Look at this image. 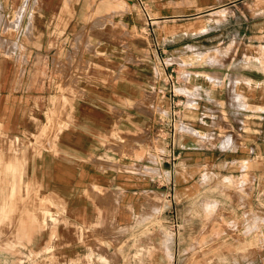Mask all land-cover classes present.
Returning a JSON list of instances; mask_svg holds the SVG:
<instances>
[{"label":"crops","instance_id":"1","mask_svg":"<svg viewBox=\"0 0 264 264\" xmlns=\"http://www.w3.org/2000/svg\"><path fill=\"white\" fill-rule=\"evenodd\" d=\"M30 1L0 0V131L26 143L0 153V264L26 253L90 264L95 241L129 242L152 223L135 213L154 195L170 209L150 219H167L178 246L208 222L214 186L231 238L253 239L258 223L264 237V71L235 74L231 89L230 72L176 66L174 97L165 86L187 24L223 13L243 23L242 42L264 47V0H41L28 38Z\"/></svg>","mask_w":264,"mask_h":264},{"label":"rangeland","instance_id":"2","mask_svg":"<svg viewBox=\"0 0 264 264\" xmlns=\"http://www.w3.org/2000/svg\"><path fill=\"white\" fill-rule=\"evenodd\" d=\"M40 8L41 0H31L27 8L24 9V13L32 9V16L27 22L28 32L26 35L28 38L29 36L39 37L38 32L34 29V19H37L35 21L37 25L41 18L39 16ZM22 13L23 8L20 7L16 12L15 21L21 18ZM224 17L223 13H216L204 21L187 24L181 28L185 35H192V38L181 39L183 36L180 35L173 40L175 48L182 52L185 60H179L178 65L168 64L165 66L170 69L167 72L168 79L165 82L168 90L175 89V86L172 87V83L175 80L173 69L176 66L187 67V70L192 71L203 70L218 76L224 72H230L225 86L226 88L231 87V89L235 74L238 75L243 72L246 76H254L258 75L255 71H264V47L249 45L247 41L242 42L240 35L243 33H240L238 29L244 27L243 23L240 24L233 18L226 17L224 19ZM207 26L209 30L205 32ZM201 33H203L202 37H200ZM7 34L10 37L14 35L10 30L5 33V35ZM48 34L51 36V33ZM212 143L214 144L215 140ZM25 144L21 138L11 136L4 132V129H1L0 153L7 155L23 153ZM222 195V189L218 191L216 186L210 188L208 208L205 211L207 215L205 219H208V222L194 224L193 232L188 230L185 235L179 237L178 243L180 242V244L178 246L175 245L174 234L172 230H169L167 219L157 220L155 223H153V219H150L154 215H161L162 218L167 216L170 209L168 202L159 195L147 196V206L135 213L136 216H139L137 218L138 223L135 224L141 226L144 221L152 223L142 225L139 230L140 233L129 242L118 241L106 244L103 241H95V245H93L95 247H92L94 250H91V254L87 258L89 259L88 263L171 264L173 260L172 249L175 246L176 250L185 249L184 255H178L177 264H240L251 262L255 258H264V237L261 233V224L258 223L257 227L252 229V232L253 230L256 232L253 239L238 240L231 238V234L237 225L235 226L234 222L229 223L228 220H223L225 211L224 208L219 207ZM62 208L60 214L64 215ZM231 210L229 209V211ZM44 215L48 216L55 225L58 224L59 220L53 219L54 217L50 212L46 211ZM198 219L200 220V217ZM177 229L181 231L182 228L178 225ZM225 232L229 235V239H224V235L226 237ZM48 248L52 249L50 245ZM33 257L36 258L35 255ZM50 260L54 263L55 257L52 255ZM74 262L75 260L70 261L72 264Z\"/></svg>","mask_w":264,"mask_h":264},{"label":"built area","instance_id":"3","mask_svg":"<svg viewBox=\"0 0 264 264\" xmlns=\"http://www.w3.org/2000/svg\"><path fill=\"white\" fill-rule=\"evenodd\" d=\"M140 1V0H138ZM176 85V81L173 80V83H172V87ZM171 95L174 97L175 96V93H174V89L172 88L171 90ZM258 198L264 202V192L261 191L258 193ZM34 254L33 253H26L22 260L20 261V264H36V262L40 259V257L38 255H35L36 258L33 257Z\"/></svg>","mask_w":264,"mask_h":264},{"label":"bare ground","instance_id":"4","mask_svg":"<svg viewBox=\"0 0 264 264\" xmlns=\"http://www.w3.org/2000/svg\"><path fill=\"white\" fill-rule=\"evenodd\" d=\"M4 113H5V112H4ZM10 117H11V115H10ZM0 158H1V157H0ZM7 159H8V158H7ZM7 159H6V160H7ZM18 160H19V159H18ZM9 161H10V160H9ZM9 161H8V163H9ZM11 161H12V160H11ZM1 162H2V161H1ZM5 162H6V161H5ZM19 162H20V160H19ZM8 163H4V165H5L4 168H6V166H7ZM11 164H12V163H11ZM20 164H21V163H20ZM8 165H9V164H8ZM0 166H1V165H0ZM13 166H14V165H13ZM2 167H3V166H2ZM7 167L9 168V166H7ZM8 168H7V169H8ZM11 168H12V167L10 166V169H11ZM7 169H6V170H7ZM16 170H17V169H16ZM16 170H15V171H16ZM10 171H12V170H10ZM1 172H2V170H1ZM18 172H19V171H18ZM10 173H12V172H10ZM0 175L2 176L3 174L0 173ZM1 176H0V178H1ZM11 176H12V175H11ZM10 178H11V177H10ZM1 179H4V178H1ZM2 181H3V180H2ZM2 181H0V182H2ZM12 184H13V183H12ZM11 187H12V185H11ZM0 189H1V188H0ZM1 190H2V189H1ZM1 192H2V191H1ZM11 193H12V192H11ZM9 195H10V194H9ZM9 197H10V196H9ZM11 197H12V196H11ZM11 197H10V198H11ZM1 198H2V197H1ZM7 199H8V198H7ZM1 200H2V199H1ZM9 201H10V200H9ZM4 202H5V201H4ZM7 203H8V201H7ZM9 205H10V204H8V206H9ZM10 207H11V206H10ZM0 210H1V209H0ZM3 212H4V211H3ZM1 214H2V213H1ZM1 214H0V216H1ZM46 214H47V213H46ZM2 215H3V214H2ZM17 215H18V214H17ZM33 215H34V214H33ZM31 216H32V215H31ZM5 217H6V216H5ZM31 218L33 219V217H31ZM9 219H10V218H9ZM3 220H4V219H3ZM14 221H15V220H14ZM11 222H12V221H11ZM0 223H1V220H0ZM4 223H5V222H4ZM8 223H10V220H9ZM36 223H37V222H36ZM52 223H53V222H52ZM37 224H38V223H37ZM15 225H16V222H15ZM38 226H39V225H38ZM39 227H40V226H39ZM49 229H50V228H49ZM0 231H1V229H0ZM49 231H50V230H49ZM48 239H49V238H48ZM4 243H5V242H4ZM4 243H3V244H4ZM6 243H7V241H6ZM1 244H2V243H1ZM1 244H0V247L2 248L3 246H2ZM8 244H9V243H8ZM8 244H7V245H8ZM18 245H19V244H18ZM12 246H13V244H12ZM9 247H10V246H9ZM7 249H8V247H7ZM8 250H9V249H8ZM22 256H23V255H22Z\"/></svg>","mask_w":264,"mask_h":264}]
</instances>
